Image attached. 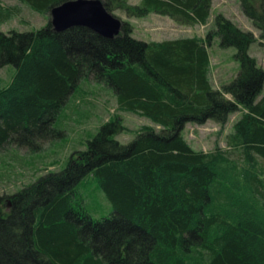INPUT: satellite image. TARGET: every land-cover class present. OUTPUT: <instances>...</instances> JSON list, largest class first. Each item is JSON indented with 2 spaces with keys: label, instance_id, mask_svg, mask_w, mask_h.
<instances>
[{
  "label": "trees",
  "instance_id": "trees-1",
  "mask_svg": "<svg viewBox=\"0 0 264 264\" xmlns=\"http://www.w3.org/2000/svg\"><path fill=\"white\" fill-rule=\"evenodd\" d=\"M49 14L71 0H21ZM115 15L167 16L206 25L213 0H101ZM240 0L264 39V6ZM19 9L0 6V24ZM117 17V16H116ZM122 22L105 38L86 27L55 32L0 31V69L13 65L0 89V151L15 144L38 152L64 136L61 114L77 84L92 79L113 90L119 107L163 129H143L130 143L120 117L104 124L85 151L60 172L0 195V264H264V69L249 55L255 43L224 16L204 39L145 42ZM235 48L238 77L214 89L209 48L214 37ZM240 114L227 149L194 150L187 124L224 127ZM93 176L111 205L96 218L80 191Z\"/></svg>",
  "mask_w": 264,
  "mask_h": 264
},
{
  "label": "rangeland",
  "instance_id": "rangeland-1",
  "mask_svg": "<svg viewBox=\"0 0 264 264\" xmlns=\"http://www.w3.org/2000/svg\"><path fill=\"white\" fill-rule=\"evenodd\" d=\"M141 1L129 0V3L139 5ZM252 2L256 8H262L261 0ZM0 6L20 10L19 15L12 16L5 24H0V31L5 34L12 31L21 33L35 31L45 27L51 20L50 13L35 12L21 0H0ZM115 15L133 26L135 39L148 43L180 38L204 39L209 32L217 30L216 17L222 15L240 30L253 33L255 43L251 45L249 55L256 60L258 67L264 69V39H261L260 31L244 15L240 0H213L206 25H181L170 17L153 13L144 18H129L123 11H116ZM220 42L218 36L214 37L209 48L208 76L215 89H221L237 78L240 68L235 58L236 49H224ZM14 74L13 65L0 69V89L11 83ZM117 117L121 118L125 128V131L114 136L121 144L130 143L145 128L163 129L140 113L121 109L111 88L92 79L80 81L61 114L64 127V136L61 139L44 144L38 152L15 144L8 145L0 151V195L15 194L47 173L64 170L71 156L87 150L89 141L95 137L99 129ZM230 118L224 127L214 122L205 125L187 124L182 137L196 151L211 153L217 148L226 150L227 136L234 132L236 123L235 119ZM80 191L87 198L90 213L96 218L111 212L112 207L93 176L85 178Z\"/></svg>",
  "mask_w": 264,
  "mask_h": 264
},
{
  "label": "water",
  "instance_id": "water-1",
  "mask_svg": "<svg viewBox=\"0 0 264 264\" xmlns=\"http://www.w3.org/2000/svg\"><path fill=\"white\" fill-rule=\"evenodd\" d=\"M50 23L55 32L86 27L113 39L121 33L122 22L109 13L101 0H71L52 9Z\"/></svg>",
  "mask_w": 264,
  "mask_h": 264
},
{
  "label": "crops",
  "instance_id": "crops-1",
  "mask_svg": "<svg viewBox=\"0 0 264 264\" xmlns=\"http://www.w3.org/2000/svg\"><path fill=\"white\" fill-rule=\"evenodd\" d=\"M214 88V87H213ZM215 89V88H214ZM235 115H238V116H235ZM234 116H231V118L230 119H235L236 121L239 119V117H240V114L239 113H237V114H235ZM209 122H212V121H208L207 123H209ZM187 126V125H186Z\"/></svg>",
  "mask_w": 264,
  "mask_h": 264
}]
</instances>
